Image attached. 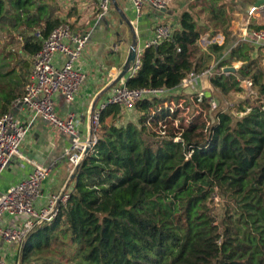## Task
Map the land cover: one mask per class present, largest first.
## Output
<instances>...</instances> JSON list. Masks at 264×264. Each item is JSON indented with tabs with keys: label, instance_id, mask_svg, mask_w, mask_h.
Returning a JSON list of instances; mask_svg holds the SVG:
<instances>
[{
	"label": "trees",
	"instance_id": "trees-1",
	"mask_svg": "<svg viewBox=\"0 0 264 264\" xmlns=\"http://www.w3.org/2000/svg\"><path fill=\"white\" fill-rule=\"evenodd\" d=\"M49 1L0 0V116L25 93L41 47L31 31L46 37L61 24L50 17ZM195 1L207 5L214 33L225 37L222 46L211 44L213 50L232 46L220 66L242 63L210 79L215 91L206 92L203 104L240 91L238 79L249 77L256 94L245 102L249 111L233 118L219 110L197 132L196 121L184 124L179 110L164 106L177 103L182 92L136 103L137 122L125 125L124 109L108 107L96 144L73 175L67 203L30 233L20 264H264V70L253 46L232 35L236 10L229 1ZM259 30L264 24L250 26L248 34ZM200 36L191 12L183 11L171 40L145 48L125 86L177 89L187 74L206 67L195 58ZM213 194L233 207L220 220L209 207Z\"/></svg>",
	"mask_w": 264,
	"mask_h": 264
},
{
	"label": "built area",
	"instance_id": "built-area-1",
	"mask_svg": "<svg viewBox=\"0 0 264 264\" xmlns=\"http://www.w3.org/2000/svg\"><path fill=\"white\" fill-rule=\"evenodd\" d=\"M171 1L129 0L135 11L137 21L142 18V10L145 6H150L154 10H166ZM261 1L259 6H252L245 13V29L252 25L253 19L264 16V0ZM111 2L112 0H99L100 17L109 11ZM172 35L173 28L171 26H157L153 37L145 44V48L169 42ZM32 37L41 44V47L32 59L31 73L25 87V93L11 103L9 112L0 116V174L7 168L11 159L19 156L20 145L29 131L27 126L15 118L11 112L13 109H27L33 112L34 117L40 118L69 138V147L65 154L69 164V174L73 176L79 164L88 154L87 151L89 152L96 144L99 120L103 111L108 107L119 106L122 109L131 110L140 101L172 97L181 90L187 89L194 90L195 97L193 94L190 98L193 100L192 102L201 105L206 92L213 93L215 91L210 79L217 75L228 74L224 72L228 66L221 67V60H218L200 72L192 71L187 74L177 88L178 91H176L177 89L166 90L149 87L132 89L126 87L125 84L113 86L108 97L95 101L90 114L88 133L85 137H81L78 116L71 113L62 119L55 113L53 105L56 96L59 94L67 103L75 100L85 79L84 74L77 69L76 64L89 41L90 33H74L69 24L62 23L51 30L46 37L39 29L32 33ZM207 37L208 35L205 38ZM17 39L21 40V37L18 36ZM246 40L253 46L255 54L264 51L263 30L250 34L246 32L240 41ZM224 42L223 37L217 36L212 44L222 46ZM229 52L230 50L227 52V56ZM141 53V50L136 49V58L127 73V78L133 77L139 70ZM61 57H63V61L59 63ZM239 64L241 65V62ZM238 82L244 96L247 98L256 96L252 80L249 77L242 80L238 79ZM211 105L214 106L212 101L210 107ZM164 106L169 108L171 113L180 108L178 103L173 106V101L165 103ZM194 117L193 115L190 119L183 118L185 123H190ZM49 171L50 166L36 165L23 181L0 194V240L8 245H16L20 255L30 233L44 224L51 223L57 217L60 207L64 206L69 198V192L64 191L50 196L47 200H42V187ZM6 218H16L19 221L15 224H8ZM0 264H5L1 258Z\"/></svg>",
	"mask_w": 264,
	"mask_h": 264
},
{
	"label": "crops",
	"instance_id": "crops-1",
	"mask_svg": "<svg viewBox=\"0 0 264 264\" xmlns=\"http://www.w3.org/2000/svg\"><path fill=\"white\" fill-rule=\"evenodd\" d=\"M228 1L236 10L230 31L236 40L240 41L250 27L246 28L247 30L244 27L245 13L261 0ZM49 2L54 7L50 14L52 19H59L61 24H69L74 33H90L89 41L76 64L85 79L75 100L67 103L59 94L53 105L55 113L62 119L71 113L76 114L80 122V135L85 137L95 101L108 97L113 86L125 84L127 76L120 81H117V77L133 44L132 41L136 38V48L143 51L157 26L169 25L174 31L180 14L171 5L164 13L145 6L142 10V18L137 21L129 0H112L109 11L102 17L99 16V0H50ZM261 18L264 20V16ZM117 24L120 32L116 29ZM126 26L132 32V38H129ZM35 30L31 31V36ZM13 34L16 39L20 36L18 33ZM206 35L209 37V34H205V37ZM217 36L225 40L222 34ZM205 37L202 38L204 42L207 41ZM62 61L63 57L59 58V63ZM180 92L186 95V90ZM11 112L18 121L29 128V131L20 145L19 156L11 159L7 168L0 174V194L23 181L36 165L50 166L42 187L43 201L64 191L70 192L74 182L69 174V164L65 154L69 147V138L40 118L34 117L33 112L27 109L16 108ZM18 221L16 218H6L8 224H15ZM20 257L16 245H8L0 240V258L5 264H20Z\"/></svg>",
	"mask_w": 264,
	"mask_h": 264
},
{
	"label": "rangeland",
	"instance_id": "rangeland-1",
	"mask_svg": "<svg viewBox=\"0 0 264 264\" xmlns=\"http://www.w3.org/2000/svg\"><path fill=\"white\" fill-rule=\"evenodd\" d=\"M252 1V0H249ZM171 7L176 10L178 14H181L183 11H190L193 15V18L196 21L197 27L201 32V38L197 41L195 45V58L200 59L201 64L208 66L210 64L216 63L218 60H221V62H225L227 60V51L230 47L229 44L225 45V49L222 52H215L211 46V41H213L217 35H221V32L214 33L212 26L210 25L209 19H208V13L209 8L204 3H197L195 0H172L170 3ZM181 5H183L181 7ZM264 24V20L262 18H255L252 20L251 26H259ZM119 24L116 25V29L119 30ZM234 25V24H233ZM232 26V23H231ZM127 31L129 34V38H132L131 36V30L129 27H127ZM119 30L118 32H120ZM1 34V33H0ZM205 34H209V37H207V41H202V38L205 37ZM4 36H6L5 33H3ZM238 35V33H237ZM114 37V36H113ZM115 39V38H114ZM116 41V40H115ZM114 41V42H115ZM136 41V38H135ZM202 41V42H201ZM133 43V41H132ZM254 56L258 57L261 66L264 70V51L257 52L256 54H253ZM242 65V63H241ZM241 65L237 61H231L226 63V66L233 67L236 70H238ZM240 88V87H239ZM186 95H183L177 103L180 105L178 118H189L191 116H195L192 121H196L198 126V131L201 130V124L205 123V129L208 127L209 123L207 120V117H213L217 112L224 111L229 113L233 118H240L244 114H246L249 111V108L247 107L245 102H254L256 100V96L253 98H247L244 96V94L240 91H231L226 96H222L220 94H216L213 96V103L214 106L211 105V107H207L206 104H195L193 103L191 96L194 94V90L189 89L185 92ZM191 100V101H190ZM175 101H173V106L177 105ZM172 106V105H171ZM241 108H245V112L240 111ZM201 109V111H200ZM182 120V119H181ZM128 122H137V114L133 109L131 110H123V114L121 115L120 125H125ZM187 124V123H184ZM174 125H178V121L174 123ZM184 126V125H183ZM205 134V130L203 131ZM209 207L214 210L215 215L217 216L218 220L221 219V217L228 212L231 214L233 212L232 205L227 202L225 199L219 198L217 194H213L211 199L208 201Z\"/></svg>",
	"mask_w": 264,
	"mask_h": 264
},
{
	"label": "water",
	"instance_id": "water-1",
	"mask_svg": "<svg viewBox=\"0 0 264 264\" xmlns=\"http://www.w3.org/2000/svg\"><path fill=\"white\" fill-rule=\"evenodd\" d=\"M261 3H262V1L257 2L256 3V6H259ZM160 11L163 12V13L166 12L165 9H162ZM136 49H137L136 48V42L134 40L132 46L129 49L127 58H126V60L124 62V65H123V67L121 69V72H120V74L117 77V81H120V80H122L123 78H125L127 76V73L129 72L131 65L135 61V58H136ZM235 71H236V69L233 68V67H226L224 69V72H226V73H234ZM87 153H88V151H87ZM73 178H74V176H71V180Z\"/></svg>",
	"mask_w": 264,
	"mask_h": 264
}]
</instances>
